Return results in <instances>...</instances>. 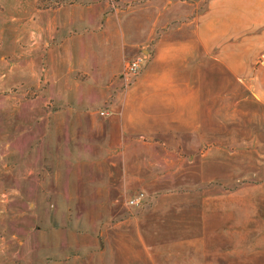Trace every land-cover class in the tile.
Instances as JSON below:
<instances>
[{
	"label": "rangeland",
	"instance_id": "374dc122",
	"mask_svg": "<svg viewBox=\"0 0 264 264\" xmlns=\"http://www.w3.org/2000/svg\"><path fill=\"white\" fill-rule=\"evenodd\" d=\"M17 1L0 0V264H264V0H108L120 39L71 58L28 50Z\"/></svg>",
	"mask_w": 264,
	"mask_h": 264
},
{
	"label": "crops",
	"instance_id": "0c3cea01",
	"mask_svg": "<svg viewBox=\"0 0 264 264\" xmlns=\"http://www.w3.org/2000/svg\"><path fill=\"white\" fill-rule=\"evenodd\" d=\"M108 4V0H58L50 8H38L33 0H28L19 7L17 1L11 18L14 23L19 21L21 32L27 38L29 51H32L33 45L36 44L37 54L43 55L50 51L46 45L52 41V48L60 58H71L77 55L78 42H82L80 48H86L89 45H83V42L98 41L99 49H103L104 40L120 39L118 34L112 32L115 30L114 25L110 26L111 32L106 28ZM152 18L149 17L148 22H144V30H140V34L127 37L130 45L139 44L155 32L158 22L155 17ZM118 28L122 30L124 41V27L119 25ZM119 50L120 56L124 54V45H121Z\"/></svg>",
	"mask_w": 264,
	"mask_h": 264
},
{
	"label": "built area",
	"instance_id": "2783aa9c",
	"mask_svg": "<svg viewBox=\"0 0 264 264\" xmlns=\"http://www.w3.org/2000/svg\"><path fill=\"white\" fill-rule=\"evenodd\" d=\"M49 1H52V0H49ZM56 3H57V0H54L53 4H56ZM148 54H149L148 46L142 45L141 50L136 55H134L133 57L125 61L122 71H121V78H122L123 84L129 85L133 82V80L138 76V74L142 70V67L145 64V60ZM98 112L104 115L106 113V110L102 109V110H99ZM141 197H142V194L134 195L127 200V204L129 206H136L138 205Z\"/></svg>",
	"mask_w": 264,
	"mask_h": 264
}]
</instances>
